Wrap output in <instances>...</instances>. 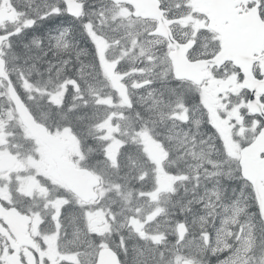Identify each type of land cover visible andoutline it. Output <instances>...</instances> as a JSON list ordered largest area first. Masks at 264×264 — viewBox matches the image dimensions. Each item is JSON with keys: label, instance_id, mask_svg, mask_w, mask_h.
Masks as SVG:
<instances>
[{"label": "snow or ice", "instance_id": "6c2138e0", "mask_svg": "<svg viewBox=\"0 0 264 264\" xmlns=\"http://www.w3.org/2000/svg\"><path fill=\"white\" fill-rule=\"evenodd\" d=\"M0 264H264V0H0Z\"/></svg>", "mask_w": 264, "mask_h": 264}]
</instances>
